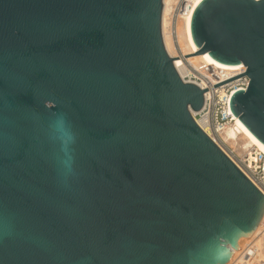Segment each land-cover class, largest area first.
I'll return each mask as SVG.
<instances>
[{"label":"water","instance_id":"1","mask_svg":"<svg viewBox=\"0 0 264 264\" xmlns=\"http://www.w3.org/2000/svg\"><path fill=\"white\" fill-rule=\"evenodd\" d=\"M163 0H0V264H229L264 197L197 126L173 60L246 67L264 146V0H202L171 59Z\"/></svg>","mask_w":264,"mask_h":264},{"label":"built area","instance_id":"2","mask_svg":"<svg viewBox=\"0 0 264 264\" xmlns=\"http://www.w3.org/2000/svg\"><path fill=\"white\" fill-rule=\"evenodd\" d=\"M197 6L196 0L169 1L165 33L174 47L175 55L173 58L169 56L171 59L185 56L180 30L188 23L191 27L192 15ZM161 33L163 38L162 21ZM177 62L185 68L182 74L175 67L182 82L192 84L204 92L202 109L196 113L191 112L195 123L264 197V152L252 149L239 157L222 135L227 126L235 122L229 109L231 95L237 90L246 91L249 86L247 68L222 70L203 62L193 64L186 58L177 59ZM262 232L264 234V230ZM248 250L250 246L243 250L242 255L248 253Z\"/></svg>","mask_w":264,"mask_h":264},{"label":"bare ground","instance_id":"3","mask_svg":"<svg viewBox=\"0 0 264 264\" xmlns=\"http://www.w3.org/2000/svg\"><path fill=\"white\" fill-rule=\"evenodd\" d=\"M169 1L170 0H163V11H162L163 43L168 55L173 58L175 55L174 47L165 33L166 16L168 12ZM201 1L202 0H196V5H198ZM180 33H181L182 47L185 52V56L196 54L198 52V48L196 47L192 39L190 23H188L186 27H182ZM186 59H188L189 62L193 64L201 63V62L207 63L204 59L203 54L192 57H186ZM173 62H175L174 67H176L178 71L183 74V72H185V68L184 67L182 68L181 64L177 62V60H173ZM222 135L224 139L228 141L233 151L235 153L236 152L239 153V154L236 153L239 157H243L247 152H249L252 149H258L259 151L264 152V146L247 130V128L238 120L237 117L235 118V122L233 124L227 126V128L223 131ZM263 226H264V213L254 233L246 242L245 244L246 246L244 245L245 246L244 249L250 246L251 243L259 235L263 233L262 232L264 230ZM244 249L240 250L229 264H235L241 258L242 259L251 258L250 257L251 255L246 252L242 255ZM262 250H263L262 245H259L256 249V254H259V256L256 257H260V256L262 257L263 255Z\"/></svg>","mask_w":264,"mask_h":264},{"label":"rangeland","instance_id":"4","mask_svg":"<svg viewBox=\"0 0 264 264\" xmlns=\"http://www.w3.org/2000/svg\"><path fill=\"white\" fill-rule=\"evenodd\" d=\"M238 153V152H236ZM239 154V153H238ZM264 227V226H263ZM264 229V228H263ZM259 245H262L263 255L262 257L259 254H256V249ZM248 254H250L251 258H241L235 264H264V235H259L250 245V251L248 250Z\"/></svg>","mask_w":264,"mask_h":264}]
</instances>
